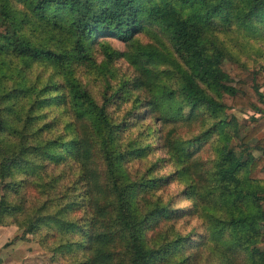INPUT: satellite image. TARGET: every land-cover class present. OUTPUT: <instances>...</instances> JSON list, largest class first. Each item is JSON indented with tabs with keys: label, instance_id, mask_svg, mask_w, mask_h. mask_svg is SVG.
I'll return each instance as SVG.
<instances>
[{
	"label": "trees",
	"instance_id": "trees-1",
	"mask_svg": "<svg viewBox=\"0 0 264 264\" xmlns=\"http://www.w3.org/2000/svg\"><path fill=\"white\" fill-rule=\"evenodd\" d=\"M233 30L264 46V0H0V225L72 264H264V154L250 145L264 61L236 87L221 40ZM147 31L157 47L138 42ZM121 59L132 74L112 70ZM227 108L258 116L240 125ZM168 180L190 206L165 198ZM194 217L205 232L176 227Z\"/></svg>",
	"mask_w": 264,
	"mask_h": 264
},
{
	"label": "rangeland",
	"instance_id": "rangeland-1",
	"mask_svg": "<svg viewBox=\"0 0 264 264\" xmlns=\"http://www.w3.org/2000/svg\"><path fill=\"white\" fill-rule=\"evenodd\" d=\"M151 33L154 32L150 30ZM144 32L139 37H137L138 42L141 45H153L155 47L158 46L159 38H155V36L151 33ZM105 42L108 43L112 50L118 52H126L127 45H124L122 42L117 41L116 39L108 38L103 36ZM221 40L225 43L227 50L229 51V57L224 61V69L230 73L232 82L236 87L244 88L249 90L251 86V82L253 78L257 75L259 69H262V61H264V46L260 44L261 38H251L246 37L244 34L236 32V30L230 31L221 36ZM161 41V40H160ZM260 50V51H259ZM97 62L102 63L105 58L103 57L100 50H97L94 54ZM240 62H244V66H241ZM112 70L116 73V75L123 74H132L133 68L129 65L127 61L124 59L117 60L115 63L111 64ZM264 71V70H263ZM260 88L264 92V75L260 78L259 81ZM95 90L97 87L95 86ZM231 96L225 95L224 102L227 104L231 103ZM226 112L229 115H234L237 121H239L240 125H246L250 122V119L253 115L258 116L257 114H253L251 111H241L236 108H227ZM150 117L143 119L140 121L142 125L152 124L149 121ZM170 126H168L169 128ZM201 127V126H200ZM199 125H192L191 127L182 128V134L189 138L194 132H198L200 130ZM153 130L159 129L160 125L158 123L152 125ZM181 131V128L178 132ZM160 136L157 135L155 138L156 146L160 143ZM260 137H264V130L261 131L256 139L250 142L252 145V153L255 156L260 154H264V150L255 148L254 144ZM213 139H209L204 144L201 145V149L198 151V154L203 161L214 158L215 154L211 149L210 142H213ZM238 143V139L233 141V144L236 145ZM155 157L153 159H147L145 162V166L152 160L159 158L160 156H165V151L163 148H159L157 152L154 154ZM140 167L141 166L140 164ZM175 169L172 163L166 162L165 165L161 168L160 173L167 174L172 172ZM169 181V180H168ZM183 186L178 182L170 181L167 183L165 188L163 189V195L165 198H171L173 196L176 197V206L187 207L190 206V201L184 199L182 196L177 198V194L181 193ZM1 192V190H0ZM176 227L179 228L180 232L183 234H187L192 232V236L196 237L200 231L205 232V228L203 226L202 220L194 217L192 219L187 220L181 219L176 223ZM37 238L32 233L26 235L22 230L18 228L15 224H1L0 225V264H72L71 259L68 256L55 254L54 252L48 250L46 247L41 245ZM259 248L264 249V239H262L259 243Z\"/></svg>",
	"mask_w": 264,
	"mask_h": 264
}]
</instances>
